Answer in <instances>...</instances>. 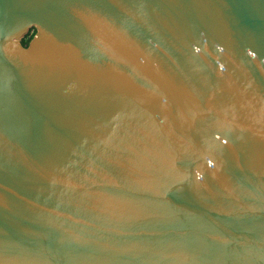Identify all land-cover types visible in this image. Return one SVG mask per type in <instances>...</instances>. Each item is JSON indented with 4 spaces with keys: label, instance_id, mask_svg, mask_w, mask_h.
Returning a JSON list of instances; mask_svg holds the SVG:
<instances>
[{
    "label": "water",
    "instance_id": "obj_1",
    "mask_svg": "<svg viewBox=\"0 0 264 264\" xmlns=\"http://www.w3.org/2000/svg\"><path fill=\"white\" fill-rule=\"evenodd\" d=\"M0 77V264H264V0H0Z\"/></svg>",
    "mask_w": 264,
    "mask_h": 264
},
{
    "label": "built area",
    "instance_id": "obj_2",
    "mask_svg": "<svg viewBox=\"0 0 264 264\" xmlns=\"http://www.w3.org/2000/svg\"><path fill=\"white\" fill-rule=\"evenodd\" d=\"M33 32H34L33 29H28L27 32L24 35L23 41L28 40L32 36Z\"/></svg>",
    "mask_w": 264,
    "mask_h": 264
},
{
    "label": "snow or ice",
    "instance_id": "obj_3",
    "mask_svg": "<svg viewBox=\"0 0 264 264\" xmlns=\"http://www.w3.org/2000/svg\"><path fill=\"white\" fill-rule=\"evenodd\" d=\"M0 88H2V77H0Z\"/></svg>",
    "mask_w": 264,
    "mask_h": 264
},
{
    "label": "trees",
    "instance_id": "obj_4",
    "mask_svg": "<svg viewBox=\"0 0 264 264\" xmlns=\"http://www.w3.org/2000/svg\"><path fill=\"white\" fill-rule=\"evenodd\" d=\"M25 43H27V40L26 41H22V44H25Z\"/></svg>",
    "mask_w": 264,
    "mask_h": 264
}]
</instances>
